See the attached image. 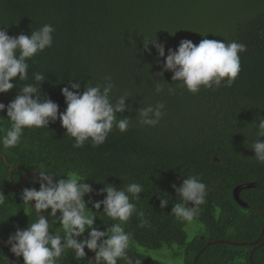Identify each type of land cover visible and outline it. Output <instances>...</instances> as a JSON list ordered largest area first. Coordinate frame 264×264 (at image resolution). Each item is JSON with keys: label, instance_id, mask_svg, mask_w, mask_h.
<instances>
[{"label": "trees", "instance_id": "trees-1", "mask_svg": "<svg viewBox=\"0 0 264 264\" xmlns=\"http://www.w3.org/2000/svg\"><path fill=\"white\" fill-rule=\"evenodd\" d=\"M44 24L54 28L52 46L27 61L28 79H13L16 88L0 93V102L7 105L24 84L35 83L33 74L39 72L46 79L39 82L38 94L63 112L61 88L69 81L79 80L83 92L87 82L94 86L110 76L113 101L125 93L134 97L125 101L130 110L117 114L131 123L123 133L114 127L96 147L89 140L74 148V138L65 134L59 119L48 127L24 128L13 148L0 144V192L5 195L0 204V264H23V257H16L5 241L37 219L30 207L34 201L25 204L20 192L39 189L33 180L38 171L58 178L77 174L94 190L85 201L89 195L102 200L105 194L95 192L105 184L118 189L132 182L143 186L140 199L129 194L136 211L122 225L131 240L127 256L117 264H164L145 254L160 248L170 250L174 260L182 258L180 264H193L198 253L195 264H264V164L246 146L256 138L252 122L259 123L257 114L264 117V0H0V30L8 35H30ZM151 38L164 44L165 56L182 39L194 44L204 38L236 41L246 51L239 53L240 72L231 86H202L193 94L175 84L170 71L163 70L160 77L164 58L151 44L150 52L144 50V40ZM162 79L174 92H168V84L155 92ZM158 102L166 114L156 126H141L136 110ZM0 117L3 137L11 122L6 111ZM191 175L207 185V195L193 219L205 230L188 239L186 221L171 212L181 202L172 185ZM235 188L245 206L235 200ZM160 197L169 200L164 208ZM86 206L97 216L98 230L119 222L102 214L103 205L101 213L91 203ZM50 231H60L59 221ZM84 251L83 259H75L74 250L66 249L56 264H94L95 257L89 256L95 254L87 247Z\"/></svg>", "mask_w": 264, "mask_h": 264}, {"label": "clouds", "instance_id": "clouds-1", "mask_svg": "<svg viewBox=\"0 0 264 264\" xmlns=\"http://www.w3.org/2000/svg\"><path fill=\"white\" fill-rule=\"evenodd\" d=\"M53 32L51 24L32 30L30 35L20 33L10 36L6 29L0 30V93L16 88L13 79H28L27 61L52 46ZM199 34L203 37L206 33ZM149 44L155 47L159 57L164 58L163 69L157 72L160 77L163 70L170 71L172 81L193 94L198 93L202 86L219 88L222 83L231 86L240 72L239 53L246 51V45L236 41L226 43L224 40L204 38L194 44L189 39H182L177 48H169L165 56L163 43L154 38L144 40V50L150 52ZM33 79L35 83L24 84L7 105L0 102V111H6L11 122L6 134L0 137V144L4 148L15 147L20 142L24 128L48 127L50 122L57 119L65 129V134L74 138V148L83 147L89 140L93 147L103 144L114 127L121 133L128 130L130 118L124 116L117 119V114L130 110L131 105L125 101L134 97L125 93L113 101L111 93L115 85L110 76H105L103 83L94 86L87 82L83 92L79 91V80L74 83L69 81L67 86L61 88L66 104L63 112H58L57 103L51 99H41L38 94L41 92L39 82L46 79L44 73H34ZM165 84L168 83L164 80L163 83H156L155 92L161 93ZM168 85V92H174L171 85ZM164 108L162 102L138 108V123L141 126H156L166 114ZM256 119L259 120L258 124L252 122L256 138L246 146L254 151L252 158L264 164V139H261L264 137V117L257 114ZM33 180L39 183V189L25 188L20 192V197L29 206V202L34 201V207H30L34 209L37 219L28 223L24 229L17 228L5 241L16 257H23V264H56L66 249L74 250L75 259H83L86 255L85 247L95 254L92 260L94 264H117L118 259L127 256L131 237L122 225L136 211L129 194L132 199H140L138 194L143 192L141 184L132 182L122 189L105 184L95 192L96 195L105 194L102 200L94 201L89 195L88 201H85V195L94 190L75 173L66 178H58L57 174L38 171V177H33ZM172 188L181 201L173 204L172 214L180 220L192 221L199 214V206L206 202L207 185L198 176L191 175L184 178L179 186L173 184ZM4 199L5 195L0 192V204L4 203ZM168 202V199L160 197V208H164ZM88 203L97 212H100L103 205L102 214L119 222L103 231L98 230L94 226L97 216L86 206ZM48 209L50 212L46 216L40 214ZM56 221H59L60 231L54 233L50 230ZM86 230L87 236L78 241L77 237L82 236ZM134 264H141V260H135Z\"/></svg>", "mask_w": 264, "mask_h": 264}, {"label": "rangeland", "instance_id": "rangeland-1", "mask_svg": "<svg viewBox=\"0 0 264 264\" xmlns=\"http://www.w3.org/2000/svg\"><path fill=\"white\" fill-rule=\"evenodd\" d=\"M236 191L238 188H235ZM235 191V190H234ZM205 230L203 227V224L200 221L192 220V221H186L185 224V231L187 234V238L191 239L194 235L200 234ZM145 254L148 257H152L154 259H158L164 264H180L182 263V258L179 260L172 259L170 255V250L166 248H160L158 250H151V251H145Z\"/></svg>", "mask_w": 264, "mask_h": 264}, {"label": "water", "instance_id": "water-1", "mask_svg": "<svg viewBox=\"0 0 264 264\" xmlns=\"http://www.w3.org/2000/svg\"><path fill=\"white\" fill-rule=\"evenodd\" d=\"M21 184H22V179H21ZM235 191H234V198H235V200L239 203V204H241L242 206H245V203L242 201V200H240V198H239V196H238V193H237V191H236V189H234ZM189 206H191V202H190V204H189ZM41 214V213H40ZM42 215V214H41ZM263 233V232H262ZM262 233H261V236H262ZM260 236V237H261ZM78 239L80 240V236L78 237ZM1 240V239H0ZM257 242V240L254 242V243H256ZM9 248H10V246L9 245H7ZM199 254L200 253H198L196 256H195V258H194V262H193V264H195V262H196V260H197V258H198V256H199ZM90 258H94L95 256L94 255H92V256H89Z\"/></svg>", "mask_w": 264, "mask_h": 264}]
</instances>
